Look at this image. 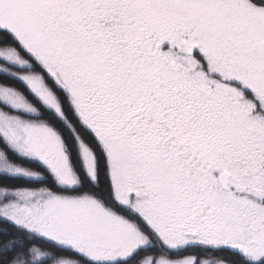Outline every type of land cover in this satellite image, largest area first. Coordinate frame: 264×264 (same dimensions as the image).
I'll return each instance as SVG.
<instances>
[{
	"label": "snow or ice",
	"instance_id": "1",
	"mask_svg": "<svg viewBox=\"0 0 264 264\" xmlns=\"http://www.w3.org/2000/svg\"><path fill=\"white\" fill-rule=\"evenodd\" d=\"M0 264H264V0H0Z\"/></svg>",
	"mask_w": 264,
	"mask_h": 264
}]
</instances>
